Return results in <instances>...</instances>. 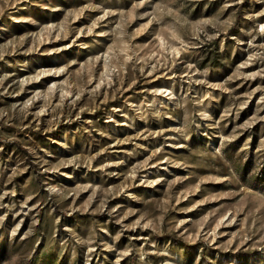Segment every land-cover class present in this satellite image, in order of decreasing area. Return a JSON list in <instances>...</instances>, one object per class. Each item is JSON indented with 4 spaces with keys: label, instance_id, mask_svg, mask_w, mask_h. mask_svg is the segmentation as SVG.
<instances>
[{
    "label": "rangeland",
    "instance_id": "1",
    "mask_svg": "<svg viewBox=\"0 0 264 264\" xmlns=\"http://www.w3.org/2000/svg\"><path fill=\"white\" fill-rule=\"evenodd\" d=\"M0 264H264V0H0Z\"/></svg>",
    "mask_w": 264,
    "mask_h": 264
}]
</instances>
